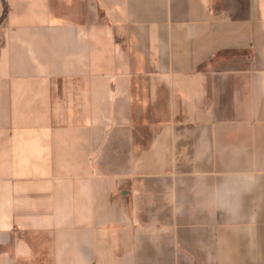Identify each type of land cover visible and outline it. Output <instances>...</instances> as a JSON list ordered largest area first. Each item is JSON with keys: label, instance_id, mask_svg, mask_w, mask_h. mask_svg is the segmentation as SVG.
<instances>
[{"label": "crops", "instance_id": "1", "mask_svg": "<svg viewBox=\"0 0 264 264\" xmlns=\"http://www.w3.org/2000/svg\"><path fill=\"white\" fill-rule=\"evenodd\" d=\"M0 264H264V0H0Z\"/></svg>", "mask_w": 264, "mask_h": 264}, {"label": "trees", "instance_id": "2", "mask_svg": "<svg viewBox=\"0 0 264 264\" xmlns=\"http://www.w3.org/2000/svg\"><path fill=\"white\" fill-rule=\"evenodd\" d=\"M5 13H6V10H5Z\"/></svg>", "mask_w": 264, "mask_h": 264}]
</instances>
